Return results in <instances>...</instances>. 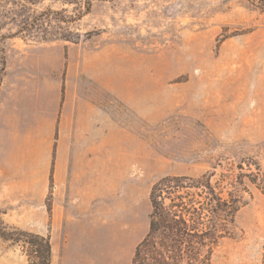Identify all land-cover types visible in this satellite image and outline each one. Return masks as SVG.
<instances>
[{
    "label": "rangeland",
    "instance_id": "rangeland-1",
    "mask_svg": "<svg viewBox=\"0 0 264 264\" xmlns=\"http://www.w3.org/2000/svg\"><path fill=\"white\" fill-rule=\"evenodd\" d=\"M53 152H99L98 187L73 181L54 229L32 215ZM240 164L234 232L210 264H264V0H0V207L50 236V264H132L156 180ZM25 262L0 239V264Z\"/></svg>",
    "mask_w": 264,
    "mask_h": 264
},
{
    "label": "trees",
    "instance_id": "trees-1",
    "mask_svg": "<svg viewBox=\"0 0 264 264\" xmlns=\"http://www.w3.org/2000/svg\"><path fill=\"white\" fill-rule=\"evenodd\" d=\"M242 165L237 175L222 171L215 180V171L198 176L166 175L156 180L148 193V229L134 248L132 264H210L215 246L234 232L241 206L237 185H242L247 175L241 171ZM250 166L249 181L256 183L260 168L256 164L252 170ZM46 205L50 210L48 202ZM4 213L0 207V239L9 246H19L25 264H50V236L9 224Z\"/></svg>",
    "mask_w": 264,
    "mask_h": 264
},
{
    "label": "crops",
    "instance_id": "crops-1",
    "mask_svg": "<svg viewBox=\"0 0 264 264\" xmlns=\"http://www.w3.org/2000/svg\"><path fill=\"white\" fill-rule=\"evenodd\" d=\"M40 163L42 165H39L41 167L37 169V173L35 172L32 181L33 192L36 196L32 215L41 224L49 221L54 229L60 223L64 226L63 222L66 220L67 213L70 212L62 206V203L69 195L68 190L72 187L73 181H85L84 187L86 189L98 187L99 152H53V163L49 165L48 170L45 157L40 160ZM77 164H80L82 169L78 176L75 172ZM89 193L90 196L87 200L91 202V205L89 212L85 214H90V230L96 233L99 224L98 198L97 195L94 197L91 192ZM46 196L50 202V210L45 204ZM82 227L85 229V225ZM80 258L75 264H78L79 261H87V264H99V260L95 257L89 258L80 255Z\"/></svg>",
    "mask_w": 264,
    "mask_h": 264
}]
</instances>
